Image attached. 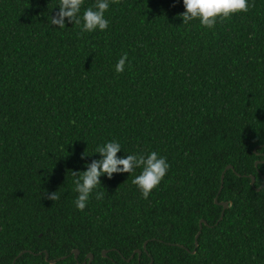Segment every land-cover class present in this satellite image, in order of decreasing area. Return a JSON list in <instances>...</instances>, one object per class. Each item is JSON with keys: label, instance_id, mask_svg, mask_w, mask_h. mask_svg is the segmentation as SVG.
I'll return each instance as SVG.
<instances>
[{"label": "trees", "instance_id": "16d2710c", "mask_svg": "<svg viewBox=\"0 0 264 264\" xmlns=\"http://www.w3.org/2000/svg\"><path fill=\"white\" fill-rule=\"evenodd\" d=\"M249 3L208 29L182 23L183 0H119L81 34L51 25L59 0H0V264H264V0ZM112 140L167 174L148 199L141 169L102 175L80 211L72 171Z\"/></svg>", "mask_w": 264, "mask_h": 264}, {"label": "clouds", "instance_id": "9594fccd", "mask_svg": "<svg viewBox=\"0 0 264 264\" xmlns=\"http://www.w3.org/2000/svg\"><path fill=\"white\" fill-rule=\"evenodd\" d=\"M119 0H95V2L81 12L84 0H59L58 10L51 15V25L64 28L67 23L80 26L81 34L93 32L97 29L105 31L108 29L110 21L105 18L110 3H118ZM184 11L177 15L182 18L183 24H188L192 20H199L201 26L213 29L218 22H223L238 13H246L254 4L249 0H183ZM127 53H124L115 65V70L121 73L125 69ZM122 149L117 140L109 141L96 147L94 152L99 153L100 158L87 163L86 170L72 171L75 178L73 183L75 191L78 193L75 206L83 211L94 190L101 185L100 177L107 175L109 179L114 173H133L136 169L141 172L135 176L132 183L140 190L144 199H148L150 193L163 180L170 167L165 156L156 151L148 154L133 153L124 157L117 155ZM88 153L82 154L84 156ZM44 197L51 201L60 199L58 191L45 192ZM104 192L97 191L95 198L101 200Z\"/></svg>", "mask_w": 264, "mask_h": 264}, {"label": "water", "instance_id": "95a60500", "mask_svg": "<svg viewBox=\"0 0 264 264\" xmlns=\"http://www.w3.org/2000/svg\"><path fill=\"white\" fill-rule=\"evenodd\" d=\"M256 163H257V161H255L254 162V165H256ZM225 169H232V166L231 165H226L225 167H224V169H223V171L225 170ZM223 171L221 172V174H220V183H221V181H222V175H223ZM249 179H250V181H249V183H250V185L252 186L253 185V181H254V178H253V176H249ZM260 188V186L259 187H257V188H255V190H258ZM213 202L215 203V204H218V205H220L221 206V211H220V214H219V217H218V220L221 218V216H222V213H223V210L227 207V202H218L217 200H216V197H214V199H213ZM206 224L202 219H199V221H198V230H197V232H196V234H195V236H194V245H196V237H197V235H198V233H199V230H200V227H201V224ZM144 245H145V243H143L142 244V248H144ZM133 252H136V254L137 255H139L140 254V251L137 249V250H134ZM24 253H27V251H24V252H21L19 255H18V257L17 258H19L22 254H24ZM44 255V259H45V261L47 262V263H49V264H55L56 263V261H58V260H61V259H64V258H60V259H57V260H49V258H48V254L46 253V252H41V253H39L38 255ZM72 255H73V257L75 258V259H77V256H78V250L77 249H74V250H72V253H71ZM105 255V250H102L101 251V257L102 256H104ZM130 257H132V254L130 255ZM16 258V259H17ZM16 259H14V261H13V263L12 264H14L15 263V261H16ZM87 259V260H86ZM90 261H91V256H90V254L89 255H87L86 257H85V259H84V261L81 263V264H90Z\"/></svg>", "mask_w": 264, "mask_h": 264}, {"label": "rangeland", "instance_id": "374dc122", "mask_svg": "<svg viewBox=\"0 0 264 264\" xmlns=\"http://www.w3.org/2000/svg\"><path fill=\"white\" fill-rule=\"evenodd\" d=\"M41 253V252H40ZM43 253V252H42ZM39 254V253H38Z\"/></svg>", "mask_w": 264, "mask_h": 264}]
</instances>
